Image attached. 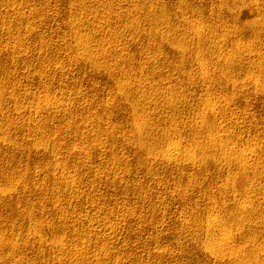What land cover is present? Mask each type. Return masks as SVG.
Wrapping results in <instances>:
<instances>
[{
  "label": "rangeland",
  "instance_id": "1",
  "mask_svg": "<svg viewBox=\"0 0 264 264\" xmlns=\"http://www.w3.org/2000/svg\"><path fill=\"white\" fill-rule=\"evenodd\" d=\"M0 264H264V0H0Z\"/></svg>",
  "mask_w": 264,
  "mask_h": 264
},
{
  "label": "bare ground",
  "instance_id": "2",
  "mask_svg": "<svg viewBox=\"0 0 264 264\" xmlns=\"http://www.w3.org/2000/svg\"><path fill=\"white\" fill-rule=\"evenodd\" d=\"M82 2V1H81ZM85 2V1H84ZM83 3V2H82ZM86 3V2H85ZM15 10V9H14ZM73 24V23H72ZM71 27H73V26H71ZM192 29H193V27H192ZM195 29V28H194ZM195 31V30H194ZM76 32V31H75ZM196 32V31H195ZM71 33V32H70ZM200 33V32H199ZM202 34V33H201ZM78 43H81V48H82V46H84V47H86L84 44V42H81V41H77ZM87 44V43H86ZM77 45V44H76ZM78 46V45H77ZM247 47V46H246ZM245 48V47H244ZM249 48V47H248ZM84 49V48H83ZM89 50V49H88ZM245 50H246V48H245ZM248 50V49H247ZM249 51H251V49H249ZM249 54H250V52H248ZM252 53V52H251ZM249 56V55H248ZM251 56V55H250ZM199 57V56H198ZM246 59V58H245ZM249 59V58H248ZM202 62V61H201ZM201 69L200 70H204L205 68H206V65H205V63H203V64H201V67H200ZM208 68V67H207ZM207 70V69H206ZM203 72V71H202ZM202 74V73H201ZM203 74H204V72H203ZM203 78V77H202ZM205 78H207L206 76H205ZM205 78H203V82L204 81H207ZM209 79V78H208ZM258 79V78H257ZM150 97V96H149ZM144 124V123H143ZM144 127V126H143ZM218 127V126H217ZM137 128L138 129H140V132H141V128H142V126L140 125V126H137ZM145 128V127H144ZM143 128V129H144ZM215 128V127H214ZM138 131V130H137ZM143 131V130H142ZM215 131V130H214ZM213 131V132H214ZM212 132V133H213ZM216 132V131H215ZM138 133H139V131H138ZM140 134V133H139ZM214 134V133H213ZM216 134V133H215ZM141 135V134H140ZM143 136V135H142ZM143 138V137H142ZM217 139V138H216ZM221 140V139H220ZM221 141H223V140H221ZM142 142V141H141ZM210 142H212V141H210ZM216 142V141H215ZM214 142V143H215ZM218 142V141H217ZM216 142V143H217ZM179 143V142H178ZM224 143V142H223ZM219 144L220 143H217V144H214L213 145V149H215V150H221L222 149V145H221V147L219 146ZM227 144V143H226ZM182 144H174V146L173 147H169V149H167V153L165 154V156H163L168 162H175V163H177V161H179L180 160V158L181 157H183V154L185 155V153L186 154H190V156H193V157H189V159L191 158H194L195 157V151H194V149L193 150H190V148H188L189 150H186L184 147H183V149H182V146H181ZM187 148V147H186ZM253 148V147H252ZM251 149V148H250ZM250 149H248V150H245L244 152H240V153H234L233 151L234 150H230L231 152H229V153H224V160H225V162L226 163H236V164H240V165H242V164H244V165H246L253 157H254V155H257L256 154V152H255V150H250ZM204 150V149H203ZM214 150V151H215ZM236 152V151H235ZM195 154V155H194ZM184 157H187V155L186 156H184ZM183 157V158H184ZM244 165H242V166H244ZM245 167V166H244ZM254 192H250V191H248L247 192V194L248 195H250L251 196V194H253ZM258 193V192H257ZM255 194H256V192H255ZM261 193H259V195H260ZM258 195V196H259ZM263 195V194H262ZM235 200V199H234ZM236 202V201H235ZM237 202H239V201H237ZM239 207H242L243 209H245V211L249 208V205L246 203V202H244V201H242L241 199H240V202H239ZM236 205H237V203H236ZM242 209V210H243ZM250 209V208H249ZM247 219V218H246ZM221 220V219H220ZM248 220V219H247ZM208 221V224H207V226H208V232H206V233H208L210 236H213L214 235V233L216 232V231H219V232H221V238H219L220 239V241L218 242V239H216V238H211L210 239V242H209V244H208V248H209V250H210V253H211V255H213V256H215L216 255V257H218V256H222L223 255V251L225 252V248H226V245L228 244L229 245V243L228 242H230V239H232L231 238V228H226V226H224V224L223 223H221V221H219L217 218H214V217H210L209 218V220H207ZM206 226V227H207ZM231 229V230H230ZM36 231V230H35ZM216 234V233H215ZM242 247V246H241ZM228 249V248H227ZM240 250V249H239ZM232 255V254H231ZM245 263V262H244Z\"/></svg>",
  "mask_w": 264,
  "mask_h": 264
}]
</instances>
